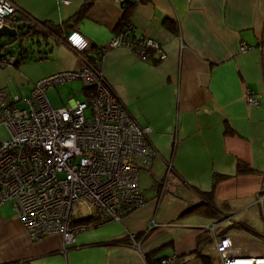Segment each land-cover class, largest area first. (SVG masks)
Returning <instances> with one entry per match:
<instances>
[{
	"label": "crops",
	"instance_id": "0c3cea01",
	"mask_svg": "<svg viewBox=\"0 0 264 264\" xmlns=\"http://www.w3.org/2000/svg\"><path fill=\"white\" fill-rule=\"evenodd\" d=\"M12 1L19 22L68 23L62 36L77 29L87 38L105 80L131 115L151 127L157 154L139 170L144 203L119 221L88 219L89 228L65 249L60 235L31 239L13 202L0 204V264H157L147 256L161 247L156 256L170 257L166 264H203L202 255L215 264L213 235L231 221L264 229L238 215L252 209L264 225V0ZM127 25L130 39L151 37L166 57L158 60L153 52L141 60L129 45L110 46ZM38 36L49 45H33L18 63L0 65V90L27 95L44 76L84 67L55 36ZM242 43L249 48L240 50ZM1 46L2 41L0 53ZM14 51L18 55L20 48ZM64 83H69L67 101L55 91ZM248 89L257 104L246 102ZM46 96L54 107L70 106L85 98L83 81L62 82ZM240 163L251 170L241 171ZM206 203L226 219L208 215ZM204 231L212 240L197 252L196 239ZM250 234L227 233L240 245L248 239L258 246Z\"/></svg>",
	"mask_w": 264,
	"mask_h": 264
},
{
	"label": "built area",
	"instance_id": "2783aa9c",
	"mask_svg": "<svg viewBox=\"0 0 264 264\" xmlns=\"http://www.w3.org/2000/svg\"><path fill=\"white\" fill-rule=\"evenodd\" d=\"M17 17L16 4L0 0V28L12 27ZM131 31L132 26H125L109 45H129L141 60H149L153 52L158 60L166 57L156 40L130 39ZM60 42L83 59L82 69L44 76L27 95L0 90V204L13 202L31 239L60 235L65 249L89 228V220L119 221L144 203L139 170L157 151L149 139L151 127L131 115L105 80L99 54H93L95 62L85 56L87 38L72 29ZM248 48L240 45V50ZM16 60L15 53L4 54L0 65ZM72 78L83 81L85 98L52 106L46 91ZM245 100L258 103L251 89ZM213 237L215 264H264V254L244 252L228 235Z\"/></svg>",
	"mask_w": 264,
	"mask_h": 264
},
{
	"label": "trees",
	"instance_id": "16d2710c",
	"mask_svg": "<svg viewBox=\"0 0 264 264\" xmlns=\"http://www.w3.org/2000/svg\"><path fill=\"white\" fill-rule=\"evenodd\" d=\"M87 7H88V2L85 3L82 8L80 9V11L77 13V15L75 16L76 18H80L87 10ZM17 19H19V16L17 17ZM41 25H43V27H37L36 25H32L31 26V31H33L34 33L36 34H43V38L44 39H47V35H53L56 37L55 41L56 42H59L61 38H64L65 36L63 35L62 36V33H61V29H62V25L63 26H67L68 23H63L62 25H57V24H51L49 22H40ZM6 41H11V39H7L5 38V40H2V46H1V49H6V52H2L0 53V57L4 56V54H8V53H16L13 50H8L9 47H12L11 45H14L15 46V49H19V45H18V42L17 43H14V44H8V43H5ZM48 42V41H47ZM8 44V45H7ZM49 45V43H48ZM47 45V46H48ZM18 55H17V60L16 62L18 63L19 62V58L23 57V54L25 53L23 51V49H20L19 52H17ZM48 53V52H47ZM92 53V50L88 49L86 52H85V56L92 62H95L94 60V55L91 54ZM152 54V52H151ZM47 57V55H44L42 56V58H45ZM24 58V57H23ZM239 169L241 171H250L251 170V167L246 164V163H240V166H239ZM204 208L206 209V212L208 215L214 217V218H217V219H226V215L224 213H219V210H217V207L213 204H203ZM201 206V207H203ZM262 217L264 218V214H262ZM89 218H85V220H88ZM230 229H238V230H245L247 232H253L255 231L253 229V227H251L247 222L245 221H231V223H229L228 225H226L225 227H223L220 231H219V235H227L228 233V230ZM123 240V239H121ZM212 240V235L206 231L202 232L201 234H199L197 236V239H196V245H197V248H196V251L198 252L200 247L202 246V244H205L207 242H211ZM263 242H264V239H263ZM162 248V247H161ZM157 249V250H154L151 252L150 255L147 256V259L149 261H151L152 263H160L161 260L163 258H165L166 256L162 255V256H156L158 251H160V249ZM202 259H203V264H212V259L207 257V256H203L202 255Z\"/></svg>",
	"mask_w": 264,
	"mask_h": 264
},
{
	"label": "rangeland",
	"instance_id": "374dc122",
	"mask_svg": "<svg viewBox=\"0 0 264 264\" xmlns=\"http://www.w3.org/2000/svg\"><path fill=\"white\" fill-rule=\"evenodd\" d=\"M36 38H40L39 36H38V34L35 36ZM8 39V38H7ZM2 40H5V37H2V38H0V41H2ZM48 43H50V41H48ZM29 44H31L32 45V43H31V41H29ZM35 45V44H34ZM12 47H9L8 48V50H13V49H15V46L14 45H11ZM34 48V50L37 48V47H33ZM2 50V52H6V49H1ZM69 86V83H64V84H61V85H59L56 89L55 88H53V89H55V91H58L59 90V92H60V94H61V98L64 100V101H67V97H68V92H67V89H65V87L67 88L68 86ZM63 89H65L64 91H63ZM69 89V88H68ZM81 89H82V84L80 83V85H79V87L77 88V90L78 91H81ZM70 90V89H69ZM56 93V97H55V100H61L60 99V96H59V94L57 93V92H55ZM76 96H77V94H76ZM83 96V94H82V92H80L79 93V95L77 96V98H81ZM22 104H20V106H21ZM240 201H243V200H240ZM263 201V200H262ZM263 203V202H262ZM252 209H246V210H244V211H242V212H240L238 215L239 216H244V217H247L248 219H250L251 221H253V223L255 224V225H260L259 227L260 228H262L264 225H263V221L261 220V217L257 214V213H255L254 211H251ZM235 219V218H234ZM254 230L255 231H253V232H251V234L250 235H248V236H252V237H254V239H256V240H258V246L257 245H253L248 239H243V241H242V250H244V251H252V252H260V253H264V243H262L261 242V244L259 243V238L261 239V240H263L264 239V232H262L264 229H262V230H256L255 228H254ZM231 234H236V232L235 231H232L231 232ZM255 236L257 237V238H255ZM252 239V238H251ZM257 247H258V250H257Z\"/></svg>",
	"mask_w": 264,
	"mask_h": 264
},
{
	"label": "water",
	"instance_id": "95a60500",
	"mask_svg": "<svg viewBox=\"0 0 264 264\" xmlns=\"http://www.w3.org/2000/svg\"><path fill=\"white\" fill-rule=\"evenodd\" d=\"M32 24L21 21L16 22L12 27L3 26L0 28V38L5 37L6 40L11 39V41H6L5 43L14 44L18 42L20 49H29L34 44L36 45H44L45 47L48 45V42H43L42 39L36 38L37 35L33 31H31ZM31 41L32 45L29 44ZM7 44V45H8Z\"/></svg>",
	"mask_w": 264,
	"mask_h": 264
}]
</instances>
